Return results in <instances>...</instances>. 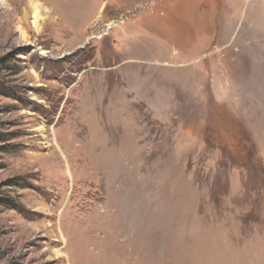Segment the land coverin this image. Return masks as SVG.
Returning a JSON list of instances; mask_svg holds the SVG:
<instances>
[{
	"label": "rangeland",
	"instance_id": "rangeland-1",
	"mask_svg": "<svg viewBox=\"0 0 264 264\" xmlns=\"http://www.w3.org/2000/svg\"><path fill=\"white\" fill-rule=\"evenodd\" d=\"M0 264H264V0H0Z\"/></svg>",
	"mask_w": 264,
	"mask_h": 264
},
{
	"label": "bare ground",
	"instance_id": "bare-ground-1",
	"mask_svg": "<svg viewBox=\"0 0 264 264\" xmlns=\"http://www.w3.org/2000/svg\"><path fill=\"white\" fill-rule=\"evenodd\" d=\"M33 9H34V13H33V17H34V22H35V25H37V22H39L42 17H41V11L39 9V7L35 4H33Z\"/></svg>",
	"mask_w": 264,
	"mask_h": 264
}]
</instances>
